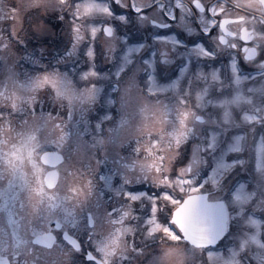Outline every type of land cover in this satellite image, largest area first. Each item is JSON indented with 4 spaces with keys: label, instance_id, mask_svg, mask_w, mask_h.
Listing matches in <instances>:
<instances>
[{
    "label": "rangeland",
    "instance_id": "374dc122",
    "mask_svg": "<svg viewBox=\"0 0 264 264\" xmlns=\"http://www.w3.org/2000/svg\"><path fill=\"white\" fill-rule=\"evenodd\" d=\"M81 2L82 0H26L25 5H21L20 12L16 13L17 11H11L5 0H0V188L10 181L19 168L24 170L27 186L20 192L15 206L21 229L30 227L33 231H41L50 220L57 218L67 228L70 227V231L81 234V230L86 228L83 201L80 197H72L65 205L54 209V200L58 195L65 192L78 193L81 191L79 187L84 189L89 184L92 192L105 196L106 193H116L115 188L122 184V178L126 176L135 179L145 177L148 173L153 174L154 178H158L154 180L158 181L161 177L167 179L172 166L174 175L177 165L192 169L190 177H185L188 193H192L193 188L211 195L221 192L222 186H217L218 169H226L228 164L222 157L238 147L239 133L236 129L234 132L208 129L209 121L201 124L190 116L185 121L188 135L178 141L176 134L180 132V113L182 109L190 107L193 113L207 117L197 100L193 99V93L199 92L204 93L200 103L212 99L215 108L219 106L223 110V117L234 119L226 104L227 100L234 106L239 104L242 97L251 99L254 96L251 92L253 87L243 83L244 77L237 81L236 77H227L225 72L217 71L219 80H212L210 84L199 83L201 85L195 87L193 75L189 76L184 69L178 71L175 66V62L182 57L166 54L167 58H163L162 52L166 53L167 47L162 45V39L153 38L148 43L145 37H141L147 27L137 20L131 22L127 18L128 13L119 11L124 10L121 5L116 4L117 8H112L111 16L93 12L82 16L79 21L70 20L69 14L74 11L70 5H79ZM96 2L111 7L107 0ZM123 2L126 3L127 0ZM14 13L20 16L19 22L14 18ZM10 16L14 21L9 19ZM120 16H124L125 20H120ZM85 21L98 28L104 24L112 26L114 47L111 53L105 47V39L98 36L94 60L84 55V45L80 46L79 52L69 55L72 44L70 26L72 23L83 26ZM54 22L57 25H53ZM84 30L81 27V31ZM18 36L24 40L23 45L29 48L27 52L22 43L19 46ZM137 48L139 51H136ZM129 49L132 51L129 52ZM20 59L21 62L18 63ZM89 68L98 73L94 78L97 91L91 99H81V94L93 86L80 78V73ZM45 72H56L62 79L66 78L68 92L64 96L58 97L56 89L47 83L32 89V82ZM209 75L211 76L210 72ZM149 76L154 81L151 91L147 88ZM173 82H176L175 87L171 86ZM259 95L260 92L255 96ZM181 97L189 103L181 104ZM37 101H42L43 111ZM247 111L248 109H243L241 116ZM213 134L216 142L209 148ZM26 136L34 139H31L29 145L30 152L25 146ZM226 139L231 142L225 144ZM230 144L233 147L228 151L227 145ZM263 147L264 136L250 150H255L258 161L264 160ZM44 150L61 151L65 156L64 162L58 166L59 182L52 190L35 181L34 162L39 161V154ZM242 150L234 151V163L241 160L235 158V155ZM15 153L16 160L11 158L15 157ZM251 159L250 157L249 160ZM131 161L138 165L130 164ZM151 161L155 163L151 164ZM211 161L215 164L208 172L206 165ZM151 165L155 168L149 172L145 167ZM162 166H165L164 170L161 169ZM42 170L45 172L46 169ZM201 174L203 177L199 179ZM135 180L137 183L146 181L142 178ZM181 181L182 179L179 182L173 181L168 186L177 192L182 189ZM125 188L127 191L140 192L131 184ZM235 192L231 195L236 209L232 213L233 230L230 232L233 246L208 252L196 249L169 233L166 225H162L163 233L156 225L158 228L155 233L145 232L143 228L144 237L139 233L133 238L134 232L127 223L140 228L143 217L138 221L135 217H125L120 233L122 252L125 255H121L120 264L129 259L130 256L126 257L129 248H132L129 252H133L131 262L135 264H234L242 255H251L258 262L264 263V249H259L264 247V238L256 231L260 221L252 216L248 217L243 210V195L251 196L249 205L257 194L255 191H246L241 186ZM259 192L264 194V178ZM173 202L170 201L172 204ZM253 204L252 208L264 210V201ZM113 214L102 218L109 223L114 218ZM1 216L2 214L0 235L6 229ZM95 218L99 220L96 213ZM124 220L128 222L125 223ZM136 237H141L143 243L135 242ZM98 241L99 237L95 236L91 242L99 245L101 239ZM145 242L150 246L146 252H142L140 250ZM248 249L251 250L250 254ZM134 252L137 255L135 259Z\"/></svg>",
    "mask_w": 264,
    "mask_h": 264
},
{
    "label": "flooded vegetation",
    "instance_id": "af4514ba",
    "mask_svg": "<svg viewBox=\"0 0 264 264\" xmlns=\"http://www.w3.org/2000/svg\"><path fill=\"white\" fill-rule=\"evenodd\" d=\"M25 1L26 0H5L11 11H17L16 13L20 12L21 5H25ZM136 2L137 4H146L154 2V0H136ZM165 2H167V0H165ZM190 2H192V0H180V4H189ZM213 2H216V0H213ZM256 2L257 0H247L248 4H254ZM259 3L264 4V0H259ZM144 7L146 18L142 19L141 13L134 10H132V12L135 15L134 20L139 21L141 25L147 27L145 34H142L148 40V43H151L149 41H152L153 38L162 39L172 37L175 43L166 39L161 40L162 45L164 44L167 47V51H165L166 54L168 56L182 57L179 66L190 74H193L197 86L205 83H212L211 81L213 79L209 75V72L211 74L212 70H214L219 73L225 72L227 77L231 76L235 78L237 75H239V77H244L245 81L243 83L254 87V96H252L251 99L242 97V99L239 100V104L234 106H232L229 103V100H227L226 104L231 110V116L235 117L234 119L231 117H223V110L219 108V106L215 108V103L212 99H207L206 103H200L199 101L196 102L207 116L205 118L203 114L201 115L203 117V122L209 121V124L207 125L208 129L210 128L211 130L220 131L225 130L226 132H234L236 129L239 136L246 137L248 142V145L246 146L247 151L245 152V156L248 158L247 160H236L234 163L232 161L234 158V151L222 157V160L225 159L228 165L226 169H218L219 173H217V177L219 180H223L221 176L225 175L224 183L226 185L221 187V192L212 195L208 192L207 194L209 200H222L225 203L229 214L228 229L216 247L212 248L211 251L224 250L234 244L231 242L230 232L233 230L231 226L233 218L232 213L236 209L234 208L231 195L236 193L235 191L238 190L240 186L246 191H255L257 194L254 197L252 204L249 205L248 203L251 200V196L247 194L243 195V203L245 206L243 210L248 217L255 215L258 218L260 225L256 231L264 238V210L252 208L254 207L253 203H256V201H264V194L259 192L264 178V160L258 161L256 159L255 150L250 156L249 150L255 148L260 137L264 136V66H261V62L264 61V15H261L259 11L255 9L240 8L233 3V0H218L217 10L221 12V15L217 18L220 20V24L224 28L229 43L233 44L234 47L217 48V42L215 39L217 33L214 31L211 36L205 34L202 31L201 23L195 12L191 16H186L182 21L180 19L181 13L179 11L176 12V19H171L165 17L155 7H149L148 5H145ZM130 8L132 7L130 6ZM16 13H14V18H17V20H15L19 22L20 16L16 15ZM14 18L12 16L9 17L12 21H14ZM153 19L158 21L156 25L152 23ZM233 37H236L237 39L233 40ZM197 45L202 46L206 51H210L213 54L210 56L199 54L196 50ZM247 51H250L255 55L258 51L259 55L255 59V56L252 59H245L244 55ZM250 52H248V54H250ZM20 62L21 59L18 60V63ZM236 62L241 65L237 66ZM233 65H235V71H233ZM202 71L207 76V79H200L197 77L198 73ZM256 89H258V93L260 92L258 97L255 96L257 94ZM243 109H248V111L241 116V111L243 112ZM246 115H251L252 119H245ZM234 121H236L235 124ZM228 142H231V140L226 139L225 144ZM231 147H233L231 144L227 145V150L231 151ZM250 157L252 158L251 160H249ZM150 163L152 164L153 162L151 161ZM130 164L138 165L134 161H131ZM208 164H210L208 167L210 171L215 162L211 161V163L209 162ZM164 167L165 166H162L161 169L164 170ZM145 169L150 172L154 168L151 165L146 166ZM117 170L123 171L121 169ZM146 175L147 176L145 177H140L146 179L144 182L140 181L137 183V180H135L136 177L135 179L133 177L131 179H133L135 184L138 185L136 188L140 192H145L149 196L155 195V190L160 191L162 189L154 186L151 182L154 183V181H156L154 179L158 178H154L153 174L149 175L146 173ZM159 179H164V177ZM180 184L182 185V190H178L177 192L172 191V194L176 199L173 200V204L169 201L170 209L172 208L174 210L180 201L187 195L185 178L182 179ZM2 188H0V214L3 216L2 221L6 229H4L3 234L0 235V255L6 257L10 264H104L105 260L107 261V264H120L121 255H125L122 252V244L120 242V233L124 227L122 225V220H120L116 214H113L114 218L109 223L105 222L102 218L103 216L111 215V210L114 207L120 208L121 204L124 202L120 197L118 199L116 193H106L105 196L100 193L97 194L92 192L91 185L87 184L84 188L85 190L83 187H79V190L81 191L78 193H66L60 195V197L64 199H70V197L79 199L80 197L83 201L87 223L86 228L82 229L80 232L81 234H79L70 231V227L67 228L63 222L62 227L59 230L54 229V220H50L49 224L41 231H33L30 227H25V230L21 229L17 220L11 219L10 221L8 218V193ZM161 207H163V204H161ZM149 211L150 204L146 197L143 203L136 202L134 204V212L127 216L126 219L136 216H139L140 218L143 217L144 219L149 214ZM95 213L98 214L99 220L95 218ZM127 225L130 226L134 232L133 238L139 233L143 235V224H141L140 228L135 224L127 223ZM157 226L160 227L163 233L162 225ZM158 227H156V229ZM166 227V230L173 236L181 238L174 225H171V227L176 231L169 228L167 225ZM65 230L79 241L80 247L78 249H74L62 239V233ZM50 232H52L56 238L51 247L48 248L46 246H41L34 242V238L37 235ZM145 232H147V230H145ZM95 236L99 237V241L101 239L99 245H95L91 242L94 240ZM134 241L139 244L143 243L141 237H136ZM135 242L133 244V249L135 248ZM91 243L94 246H92ZM104 244H108L109 246L107 249V255L100 251V247ZM149 246L148 242H145L140 251L146 252ZM259 249H264V247H259ZM129 250H132V248L128 249L126 257H130L129 259L127 258L128 260L125 261L124 264H135L131 262L133 252H129ZM247 251L250 254L251 250L248 249ZM135 252L138 253L137 251ZM135 252L134 259L137 257ZM88 253H92L93 256L101 261V263H97L95 260L87 258ZM144 258L145 256H143V259ZM43 260H45V262ZM252 261L257 264H264L263 262H258L257 258L251 256L248 257V259L244 258L243 264H251Z\"/></svg>",
    "mask_w": 264,
    "mask_h": 264
},
{
    "label": "snow or ice",
    "instance_id": "6c2138e0",
    "mask_svg": "<svg viewBox=\"0 0 264 264\" xmlns=\"http://www.w3.org/2000/svg\"><path fill=\"white\" fill-rule=\"evenodd\" d=\"M114 3L117 5H121L122 7H128L131 6L132 9L138 13L142 14V19L146 18L145 13V5H148L149 7H155L158 9L160 13H162L165 17H169L171 19H176V12L179 11L181 13L180 19L183 21L186 16H191L195 12L198 16V19L201 23L202 31L207 35H212L215 31L217 35L215 36L216 39V47H228L232 48L234 47L233 44L229 43L228 37L225 35L224 28L220 24V20L217 18L221 15V12L217 10L218 6V0L216 2H213V0H192L189 4H180V0H154V2H149L146 4H137L136 0H127V2H123V0H113ZM70 7H73L74 11L73 13L69 14L70 20L79 21L82 16L85 15H91L93 12H99L103 13L105 15L111 16L113 15L112 8L108 6V4L105 3H98L96 0H82V2L79 5H70ZM120 20H125L124 16L119 17ZM152 23L156 25L158 21L156 19L152 20ZM81 27H84L85 30L81 31ZM71 31V37H72V44L69 51V55L76 54L80 51V46L84 45V55L89 58L90 60L95 59V41L98 36L103 37L105 39V47H107L109 53H111L114 44H113V28L108 25H102L101 27H96L94 25H90L88 21H85V24L83 26H78L76 23H72L70 26ZM166 39L168 41H172V43H175L172 37L162 38ZM233 40L237 39L236 37L232 38ZM196 50L199 54L210 56L213 53L210 51H206L202 46L197 45ZM129 52L132 51V49L128 50ZM136 51H139V48L136 49ZM259 55V52L257 51L254 59ZM162 57H166V53L162 52ZM127 59V57H125ZM245 59H249L245 56ZM147 63V62H146ZM233 71H235V65H233ZM98 76V73L93 69L89 68L88 70H85L80 73L81 80L85 81L87 84H92V87H89L85 90V93L81 94V99H91L97 89L94 87V78ZM198 78L200 79H207V76L200 72L198 73ZM211 78L213 80H219V75L216 71H213L211 73ZM237 81H239L240 77L239 75L236 76ZM51 84L53 88L56 89V95L58 97L64 96L68 92V81L65 79H62L58 73L56 72H45L42 77L37 78L35 81L32 82L31 87L33 90L36 88L42 87L44 84ZM176 82H173L171 84L172 87H175ZM152 86H154L153 77H148V84L147 88L149 91H151ZM205 89V93H206ZM204 93H197L195 96V99L197 101L203 99ZM37 104L41 105V111L42 109V101H37ZM111 103V101H109ZM181 104H187L189 103L188 100H185L183 97L180 98ZM35 111V105L33 107V112ZM51 116V114H49ZM193 117L196 121H200L201 124L203 123V117L200 114L193 113L192 109L184 108L181 110L180 113V132L177 135V140L184 139L188 135V130L185 127V121L189 117ZM107 118V117H106ZM245 119L251 120V115H246ZM99 126V125H98ZM239 137H237V140L239 141ZM216 142V136L213 134L211 137V141L208 144L209 148H212L215 145ZM31 143V140L26 142V148H28V151H31V148L29 147ZM174 165V163H173ZM192 172V169L190 167L185 168L181 167L175 171V174L173 175V166L169 171V174L167 176V179H159L158 181H154V183L158 184L157 187L161 188L162 191L159 195H151L149 196L145 192H132L127 191L125 186L135 183L133 179L130 177H124L122 178V184L119 187L115 188L116 195L120 197L124 202L121 204L120 208L114 207L111 212L116 214L120 220H123L125 217L131 215L134 212V204L136 202L143 203L144 199L147 197V201L150 204V211L146 218L142 220V223L144 225L145 230L155 233L156 231V225H167L169 228L173 229L171 225H173L172 222V212L173 209L169 208V201H173L176 198L172 194V189L168 185L171 184L173 181L179 182L181 179H184L185 177H190ZM101 179H104L101 177ZM136 179H139V177H136ZM191 182V181H189ZM173 186H175L173 184ZM182 190V189H178ZM193 192L197 191V188L192 189ZM192 199H195L193 197ZM161 204H163V207H161ZM135 219L138 221L141 218L139 216H136ZM87 223V221H85ZM57 227H60L57 225ZM174 230V229H173ZM176 231V230H174ZM181 238H183V234L181 233ZM108 244H104L100 247V251L104 252L107 255V249ZM104 264H107V261L105 260Z\"/></svg>",
    "mask_w": 264,
    "mask_h": 264
},
{
    "label": "water",
    "instance_id": "95a60500",
    "mask_svg": "<svg viewBox=\"0 0 264 264\" xmlns=\"http://www.w3.org/2000/svg\"><path fill=\"white\" fill-rule=\"evenodd\" d=\"M253 56L252 53L246 55L248 58ZM63 159V155L56 151H44L40 155L41 163L51 167L43 177L44 185L47 188L51 189L56 186L59 173L55 167L62 163ZM193 197L195 199H192ZM172 219L183 234L184 240L195 247L214 246L224 235L228 222L227 210L223 202H209L206 194L187 196L174 211ZM55 225L56 228H60L57 227V223ZM63 237L78 247L75 239L67 232L63 233ZM34 241L41 245L50 246L54 238L44 234L35 237ZM89 257L93 256L89 255ZM0 264H9V261L0 256Z\"/></svg>",
    "mask_w": 264,
    "mask_h": 264
},
{
    "label": "trees",
    "instance_id": "16d2710c",
    "mask_svg": "<svg viewBox=\"0 0 264 264\" xmlns=\"http://www.w3.org/2000/svg\"><path fill=\"white\" fill-rule=\"evenodd\" d=\"M34 164L36 165V168L34 170V172L36 173L37 175V179L36 181L40 180L39 178L41 177L42 175V166L39 165L38 162H34ZM39 166L40 169L37 167ZM38 175H39V178H38ZM26 176L24 175V170L19 168V172H18V175L16 176V178H14L11 183L9 184L8 188L6 189V192L9 193V216L13 215V208H14V202H15V199L16 197L18 196L19 192L22 191L25 186H27V180H26ZM15 188H17L15 190ZM15 190V191H14ZM5 191V190H4ZM9 220H11V217H9Z\"/></svg>",
    "mask_w": 264,
    "mask_h": 264
},
{
    "label": "clouds",
    "instance_id": "9594fccd",
    "mask_svg": "<svg viewBox=\"0 0 264 264\" xmlns=\"http://www.w3.org/2000/svg\"><path fill=\"white\" fill-rule=\"evenodd\" d=\"M233 3H235L240 8H247V9H255L258 10L261 15H264V4H260L259 0H257L254 4H248L247 0H233ZM261 66H264V61L261 62ZM196 92L193 93V99H195ZM234 264H241L240 260H235Z\"/></svg>",
    "mask_w": 264,
    "mask_h": 264
}]
</instances>
